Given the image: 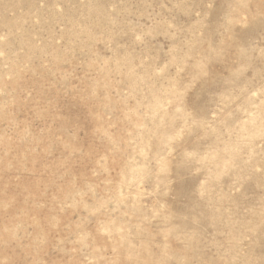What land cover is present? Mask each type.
I'll return each mask as SVG.
<instances>
[{
    "label": "rangeland",
    "instance_id": "1",
    "mask_svg": "<svg viewBox=\"0 0 264 264\" xmlns=\"http://www.w3.org/2000/svg\"><path fill=\"white\" fill-rule=\"evenodd\" d=\"M0 264H264V0H0Z\"/></svg>",
    "mask_w": 264,
    "mask_h": 264
}]
</instances>
